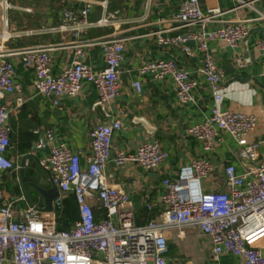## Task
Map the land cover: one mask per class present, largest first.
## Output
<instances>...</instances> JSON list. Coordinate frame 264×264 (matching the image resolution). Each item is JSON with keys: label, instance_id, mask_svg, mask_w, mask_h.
<instances>
[{"label": "built area", "instance_id": "obj_1", "mask_svg": "<svg viewBox=\"0 0 264 264\" xmlns=\"http://www.w3.org/2000/svg\"><path fill=\"white\" fill-rule=\"evenodd\" d=\"M88 1L79 10L64 7L59 25L38 31L72 40L69 48L73 50V60L61 75L52 74L51 47L36 46L0 53V174L16 168L5 156L10 128L7 123L9 112L2 101L6 95L16 94L15 106L23 105L21 86L13 82L12 64L3 60L4 57H17L25 68L31 69L36 93L55 107L59 105L60 97H75L81 91L82 83L92 84L103 104H110L119 96L123 43L119 39L86 38L91 29L110 26L114 18L104 15L97 22H90L91 0ZM202 1L182 0L173 18L180 27L196 30L171 38L156 33L157 44L178 48L190 56L192 52L187 44L197 43L203 56L200 75L210 88L212 109L210 117L189 128L187 134L202 144L204 152L214 149L221 141V134L228 135L238 146L236 156L251 167L243 175H237L233 166H225L227 191L205 193L201 189V180L210 176L213 166L205 157L193 160L174 179H163L161 204L164 211L159 218L138 226L128 195L109 186L104 171L110 162L118 168L136 164L143 170L156 171L167 155L156 139L133 153L120 150L112 144L113 134L121 129L120 120L98 125L89 133L90 154L86 169L81 168L79 156L63 144L51 147L48 158L40 161V167L49 172L52 185L60 193L53 202L52 212L42 213L34 206L24 210H18L12 204L0 207V264H169L166 235L171 230L184 228H196L210 238L215 260L222 254H232L243 258L245 264H264L258 248L264 242V162L259 159V143L249 141L257 119L254 115L222 109L223 74L214 65L208 49V43L214 41L237 48L248 33L247 22H227L222 27L208 30L209 24L218 22L217 18L223 12L217 8L203 12ZM233 2L236 8L251 5L244 0ZM0 6V40L7 42L20 37L21 33L9 31L6 12L28 10L13 6L8 0H0ZM258 21H264V18ZM32 33L24 32L26 35ZM95 45L101 46L105 62V68L100 72H94L83 62L86 51ZM255 47L264 54V37L256 41ZM236 64L242 66V60L237 58ZM138 74H150L154 80L170 76L176 86L179 104L193 102L192 90L197 83L174 62L160 60L142 64ZM131 86L137 94L141 92L138 81ZM52 139V132H46L37 140L36 148H44ZM70 193L75 198L78 219L69 230L60 231L55 221L56 211L62 206L63 196ZM95 200L105 211L104 218L99 221H95L92 211ZM14 218L16 222H13Z\"/></svg>", "mask_w": 264, "mask_h": 264}, {"label": "crops", "instance_id": "obj_2", "mask_svg": "<svg viewBox=\"0 0 264 264\" xmlns=\"http://www.w3.org/2000/svg\"><path fill=\"white\" fill-rule=\"evenodd\" d=\"M13 6L28 11L9 10L6 12L8 29L19 32L5 42L0 40V53L22 50L29 47H51L52 74L59 76L73 60V50L69 48L71 39L67 36L38 32L59 25L64 7L81 9L88 0H8ZM182 0H91L89 21L97 22L102 16H113V24L91 29L86 38L111 40L123 43V60L119 67L120 94L110 104H103L95 87L82 83L81 91L75 97L62 96L59 105L38 95L34 88V73L25 68L17 57H4L13 67V82L20 85L23 105L15 106L16 94L6 95L3 104L9 112V147L6 158L15 169L0 174L2 199L0 207L12 204L18 210L28 207L43 208V199L29 185L34 182L43 190L53 186L48 171L40 167V161L50 155V148L65 145L73 154L79 156L82 169L87 167L90 154L89 133L98 125L110 124L120 120L121 129L113 134L112 144L120 150L133 153L143 144L158 140L167 157L156 171H146L136 164L116 167L112 162L104 171L109 186L123 190L129 198L134 214V222L143 226L159 218L164 211L161 196L164 192V178L174 179L180 170L193 160L207 158L213 171L201 180L205 193L226 192L224 167L233 166L237 175H243L251 166L236 156L238 146L228 135L221 134V141L211 152H204L202 144L190 137L187 130L201 124L210 117L212 96L209 86L200 75L203 56L197 43L189 42L192 55L188 56L178 48L162 47L157 44L156 33L164 37L185 35L196 28L180 27L173 18ZM250 6L236 8L233 0H204L200 6L203 12L219 9L223 14L211 23L208 30L224 26L227 22L246 21L248 35L237 48H231L220 41L208 43L214 65L222 72L223 110L254 115L257 119L254 132L249 141L259 143V159L264 162V54L258 51L255 43L264 37V0H244ZM2 12L0 6V13ZM24 32H33L24 34ZM245 36V37H246ZM242 60V66L236 59ZM160 60L171 61L190 74L197 83L192 90L193 102L179 104L176 86L170 76L154 80L150 74L139 75L142 64ZM2 61V60H0ZM94 72L105 68L102 48L90 47L83 59ZM138 81L139 94L132 88ZM122 112V113H121ZM51 131L53 139L42 149L36 148L39 138ZM26 192L30 196L28 199ZM60 195V193H59ZM72 194L63 196L66 200ZM59 197V196H58ZM105 216L98 201L92 202ZM42 212V211H41ZM44 213V212H42ZM57 213L55 215L56 224ZM78 219V214H77ZM73 223L58 224L69 230ZM57 226V227H58ZM169 264H245L243 258L232 254H222L213 259L210 238L196 228L171 230L167 237ZM264 257V242L258 246Z\"/></svg>", "mask_w": 264, "mask_h": 264}, {"label": "trees", "instance_id": "obj_3", "mask_svg": "<svg viewBox=\"0 0 264 264\" xmlns=\"http://www.w3.org/2000/svg\"><path fill=\"white\" fill-rule=\"evenodd\" d=\"M92 211L94 214L95 221H99L100 220L99 217L101 216L100 212H102V210L98 211L96 207H93ZM56 213H57L56 219L58 221V224L61 223L63 225H67L69 223H74L77 220L78 209L73 194L69 196L68 199L62 201V206L60 210L56 211ZM57 229L60 231H67L59 226L57 227Z\"/></svg>", "mask_w": 264, "mask_h": 264}, {"label": "water", "instance_id": "obj_4", "mask_svg": "<svg viewBox=\"0 0 264 264\" xmlns=\"http://www.w3.org/2000/svg\"><path fill=\"white\" fill-rule=\"evenodd\" d=\"M250 33H248L249 35ZM247 35V36H248ZM246 37H244L243 39L245 40ZM37 194H39V196L42 197L43 199V208H42V212L44 213H50L53 211V202L56 198H58L59 196V190L56 187H53L50 190H43L41 188H39L37 186V184H35L34 182L29 184ZM26 195L28 197V199H30V196L28 195V193L26 192ZM13 222H16V219H13ZM166 237H168V234L166 235Z\"/></svg>", "mask_w": 264, "mask_h": 264}]
</instances>
